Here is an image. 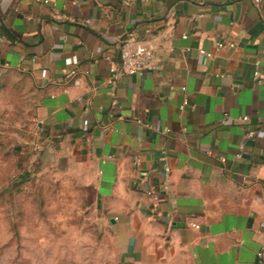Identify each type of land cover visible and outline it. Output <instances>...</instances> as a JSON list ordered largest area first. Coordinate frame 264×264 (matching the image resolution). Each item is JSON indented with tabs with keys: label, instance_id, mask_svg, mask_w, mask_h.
<instances>
[{
	"label": "crops",
	"instance_id": "1",
	"mask_svg": "<svg viewBox=\"0 0 264 264\" xmlns=\"http://www.w3.org/2000/svg\"><path fill=\"white\" fill-rule=\"evenodd\" d=\"M47 1L0 0V69L35 91L39 161L74 176L102 229L86 262L264 264V0ZM128 37L155 61L111 88Z\"/></svg>",
	"mask_w": 264,
	"mask_h": 264
},
{
	"label": "rangeland",
	"instance_id": "2",
	"mask_svg": "<svg viewBox=\"0 0 264 264\" xmlns=\"http://www.w3.org/2000/svg\"><path fill=\"white\" fill-rule=\"evenodd\" d=\"M37 106L28 82L0 69V264H88L106 238L74 176L41 165Z\"/></svg>",
	"mask_w": 264,
	"mask_h": 264
},
{
	"label": "built area",
	"instance_id": "3",
	"mask_svg": "<svg viewBox=\"0 0 264 264\" xmlns=\"http://www.w3.org/2000/svg\"><path fill=\"white\" fill-rule=\"evenodd\" d=\"M37 2H41L43 1V3H47V0H35ZM77 0H74V2H76ZM142 1V0H141ZM224 45H227L229 48H233L234 47V43L232 42H224V41H217L215 43V50L218 51L220 50ZM201 54L206 55L207 57H210V54L205 53L204 51H200ZM155 61V53L154 51L141 44L136 42L133 38L128 37L126 39H123L121 41V46H120V60H119V64L117 66L113 65L110 67L109 69V73L110 76L107 80V85H109L111 88L115 87L116 82H118L122 77H132L135 75H141L144 72H146L147 70H149L152 65L154 64ZM74 65L77 67L80 64L79 60H74L73 61ZM89 72L88 71H84V75H88ZM77 72H76V68L70 70V72L66 75V77L64 78L65 83H71L73 81V79L76 77ZM254 77L256 79V84L260 85L262 83V79L263 76H261L257 71L254 73ZM51 82H54V79H51ZM88 90L89 93L91 94V97H93L96 93V88L93 85H89L88 86ZM184 91V88L182 89ZM78 101L80 103H83V105L85 106V109H88L90 107V98L89 99H84L82 97L78 98ZM186 104V101H184V104L180 107L183 108V106ZM120 106L117 105H112V107L110 108V110L107 112V118L110 121H113L115 119H120L121 117L116 116L115 111L119 110ZM238 121L240 123L243 124H248L249 122V118L248 116H243L238 118ZM225 122H233V120H231L228 116H225L224 120H223V124ZM138 124H143V126H145L148 129H154L157 131V129H155L154 127H151L149 124H145L142 123L140 121H137ZM168 130H164L162 131V133H167ZM257 132L255 130L252 129H248L245 133V140L246 141H251L254 140V138L256 137ZM244 148V142H242L239 146V152L238 154H236L237 158H241L242 156V151ZM207 154H210V152H208ZM220 161L223 163L225 162L224 158H220ZM136 165H138V162L136 161ZM147 196L152 200L154 206H156L159 202V197L157 195V193L155 192L154 188H150L147 192H146ZM194 228H198L197 225H192ZM259 259H262L263 254L262 252H259L257 254Z\"/></svg>",
	"mask_w": 264,
	"mask_h": 264
},
{
	"label": "trees",
	"instance_id": "4",
	"mask_svg": "<svg viewBox=\"0 0 264 264\" xmlns=\"http://www.w3.org/2000/svg\"><path fill=\"white\" fill-rule=\"evenodd\" d=\"M5 35H6V37L8 38V39H12V37H11V35L8 33V32H6L5 31ZM9 73V72H8ZM10 74V73H9ZM13 75V74H12Z\"/></svg>",
	"mask_w": 264,
	"mask_h": 264
}]
</instances>
